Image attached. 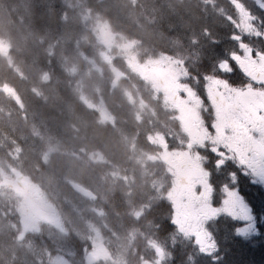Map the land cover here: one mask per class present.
Wrapping results in <instances>:
<instances>
[{"label": "trees", "instance_id": "1", "mask_svg": "<svg viewBox=\"0 0 264 264\" xmlns=\"http://www.w3.org/2000/svg\"><path fill=\"white\" fill-rule=\"evenodd\" d=\"M211 1L0 0V41L7 48L5 55L0 51V155L21 163L24 173L41 166L57 192H70L77 201L70 180L93 190L106 184L109 214H117L124 203L110 185L113 168L137 166L133 170L140 180V160L153 147L158 150L149 146L148 135L173 132L176 125L122 53L113 49L116 58L106 60L101 25L125 40H138L140 59L160 53L181 56L200 74L224 59L232 43L233 5ZM116 69L125 74L118 83ZM83 96L95 105L102 97L115 121L102 122L99 110ZM98 152L107 161L91 157ZM152 165L157 171L151 172V187L142 186L141 194L149 198L143 202L150 205L151 238L159 242L174 230L173 208L164 192L169 176ZM230 228L233 232L222 234L220 262L190 256L174 245L170 249L177 258L170 264H264L263 237L239 236L233 224Z\"/></svg>", "mask_w": 264, "mask_h": 264}, {"label": "snow or ice", "instance_id": "2", "mask_svg": "<svg viewBox=\"0 0 264 264\" xmlns=\"http://www.w3.org/2000/svg\"><path fill=\"white\" fill-rule=\"evenodd\" d=\"M232 56L239 62L237 67L244 77L242 84L209 75L205 77L203 95L188 89L191 136L189 147L195 144L206 148L216 157L217 169L231 160L237 167L244 169V174L255 177L253 183L264 184V54H260L259 60L253 61H249L248 56L241 58L236 53ZM220 70L230 75L235 71L226 61L221 62ZM201 159L197 151L193 160L196 162L198 179L193 183H199L205 189L198 197L202 214L193 217L190 213H185V216L188 222L187 231L195 233L197 243L202 246V250H205L203 246L206 244L210 254V251L218 250V246L201 230V220L208 215L230 214L246 222V227L236 229L237 235L245 236L249 229L254 228V217L250 207L239 195L238 186L234 190H230L227 184L223 186L226 199L222 209L209 203L212 191L210 173L200 165ZM230 175L233 177L232 184L236 185V173L232 172ZM249 221L253 223H247ZM176 222L181 223L182 227L185 223L181 220Z\"/></svg>", "mask_w": 264, "mask_h": 264}, {"label": "rangeland", "instance_id": "3", "mask_svg": "<svg viewBox=\"0 0 264 264\" xmlns=\"http://www.w3.org/2000/svg\"><path fill=\"white\" fill-rule=\"evenodd\" d=\"M236 5L240 9V13H243L241 17V23L240 27L243 30H249L251 29V19L249 17L248 12L238 3ZM262 5L264 6V3L262 2ZM102 30V40L103 43L108 47L111 48L114 45H117L119 50H122L125 52V57L127 60L128 65L130 66L131 70L139 75V77L149 83L152 84L154 88V95L158 98L161 97V94L163 96V103L170 109H174L176 111V115L178 118L182 121L183 127L190 136V115L188 111L189 107V97H188V89H191L192 91L196 92L194 90V85H198L204 88V85L206 83L205 77H200L196 74H194L192 71L188 70V68L185 66L183 61L180 58H175L169 55L162 54L156 58H148L147 60H139L137 56L132 52L133 49L135 48L136 43L135 42H130V41H123L121 44L118 43L117 36L113 34L110 29L106 25L101 26ZM242 30V31H243ZM238 42L241 43V51L242 53L238 54L241 58L248 56L249 61L259 60L260 55H254L252 49L242 41V37H238ZM249 52L251 55L249 56ZM233 57V56H232ZM106 59L111 60L112 55L109 53H106ZM119 77H122V75H118ZM209 76V75H207ZM185 79H192L194 80L195 84L190 87L187 85L184 80ZM84 100H87L85 96L82 97ZM87 104L89 107L94 108L96 107L102 116L103 121H113L112 115H110L104 106L103 100H100V102L95 105L92 102L87 101ZM153 137H161L159 136H150V140L154 141ZM191 137V136H190ZM165 138L163 137V144L165 143ZM194 154H192L189 150H186L184 152H166L163 151V161L165 160L167 163V169L170 171V173L173 175V177L177 176L178 174L182 175V172L184 171V165L186 163L190 162L193 160ZM149 160H159L161 157L159 154L157 156L149 154L147 156ZM101 160V159H100ZM194 161V160H193ZM200 165L203 167L201 162H199ZM194 164L196 162L194 161ZM0 177H2L3 174V179L0 181V186L4 184H15L16 186H19V184H22L20 182V179L17 182H14L13 180L8 181L10 179L9 176L16 171V169L11 168V164L7 163H1L0 162ZM10 169L11 171H8ZM46 173V172H45ZM18 175V172L16 176ZM23 176H27L30 180L33 181V185L31 184L28 187V190L24 188V191L21 189L19 190L18 188H13L10 187V189L15 193H7V197L5 198V202L7 203H13L20 212H22L25 216L26 219H29L31 215H37L39 218L41 215L44 218H49L52 217L54 218L57 216V219L59 216H61L59 213V210L57 209V206L55 204L54 199L52 198V195L56 194L55 189L48 183V181L45 179V176L43 174L39 175V183H36L31 175L29 174H24L22 172ZM180 178H182V176ZM14 176V175H13ZM18 178V177H17ZM15 179V178H14ZM197 180V178L192 179L191 181L183 188V191H187V186L190 185L192 186L193 189L198 191L196 193V196L199 197L200 194L204 192V187L203 185L199 183H193V181ZM175 182V179H174ZM180 182V180H179ZM179 182L175 183V186L172 185L170 190L168 191V196L172 198V200L178 201L180 205H185L186 198H184V194L181 192V185ZM19 183V184H18ZM232 190V189H230ZM21 192V193H20ZM190 192V190H189ZM9 200V201H8ZM4 202V200H3ZM199 203L198 198L195 202V204ZM196 206V205H195ZM196 212L200 213V207L197 204L196 207ZM97 215H100L99 211L97 212ZM192 216H196V214L192 213ZM232 219L234 220H239L236 219L231 215ZM183 218H180L182 220ZM214 220V217L212 215H208L207 218L203 219L200 221V228L204 232L208 233L209 237L208 239L214 240L211 232L208 230V223L212 222ZM184 221V220H183ZM243 221V220H241ZM61 224H63V219L59 220ZM245 226H247L246 222ZM254 222L259 223L262 225L264 229V216H259V218L256 220L254 219ZM247 223H253L252 221H249ZM52 227L56 229L55 231V236L59 238V243L60 245L57 247V252L52 257L55 261L56 264H59V261L63 257H68L72 255L73 253L68 249V243L64 246L63 243H66V238L63 235V232L60 228V226H56L55 221H52V224H49ZM188 228V222L184 223V226H181V223L178 224V232L177 236L174 237L175 240L179 238L180 240H187L188 242H192L194 244V239L196 238L195 233L187 231ZM85 229L87 231L86 234H82L83 237L87 238V242L90 243V251L87 253L86 257L87 258H82L80 257L75 264H96L97 261L100 259H103L106 261L108 264H126L124 257H125V252L121 254L116 253H110L112 252L111 249H109V242L103 237V233L101 232V227L97 226L94 222H89L88 224L85 225ZM251 229H249V235H250ZM81 236L80 234H77ZM194 237V239H193ZM42 241L44 242V246L42 247V253L47 256L49 253V248H46V245L48 244L46 242V239H52L56 241L55 239L52 238V234L50 233L47 238L44 237V235H41ZM38 238L35 239L37 241ZM215 241V240H214ZM216 244V243H215ZM205 250H202V247L198 246V251L197 254L205 253L208 254V247L204 246ZM111 250V251H110ZM217 250H212L210 251L209 255H214ZM165 255L164 251V246L163 250L161 248V245H157L155 243V248L153 249V257H155L154 261H148L145 264H154L157 262H162L163 256ZM103 257V258H102Z\"/></svg>", "mask_w": 264, "mask_h": 264}, {"label": "flooded vegetation", "instance_id": "4", "mask_svg": "<svg viewBox=\"0 0 264 264\" xmlns=\"http://www.w3.org/2000/svg\"><path fill=\"white\" fill-rule=\"evenodd\" d=\"M227 166L229 169H231L232 172H235L237 176L244 177V169L241 167H237V164L233 161H229L227 163ZM249 176H251L249 174ZM237 179V178H236ZM13 188H20L16 185L10 184V187ZM243 184L240 185V192L239 195L241 196L244 193V190L242 188ZM9 193L15 194L11 189L8 190ZM224 201V200H223ZM195 202L194 195L190 196L189 203L179 206L180 210H182L183 215L185 213H191V211H194L193 203ZM14 215L10 214L9 219H13ZM3 215H0V264H28V260L24 259L25 254L23 249L20 247L21 237H25L24 230L27 232H30L29 236L36 237V234H31V231L36 230L37 233L40 230V222L38 221V217H35L34 215H31L29 219H26L25 217L20 218V229L18 227H15L18 223L17 217L15 216L14 221L12 223V227H1V224L3 223H11V221H3ZM27 225L26 227H24ZM29 225H36V228H31ZM45 225V224H44ZM20 230V231H19ZM47 229L44 228L43 231L45 232ZM19 235L21 237H19ZM37 241H35L36 243Z\"/></svg>", "mask_w": 264, "mask_h": 264}, {"label": "water", "instance_id": "5", "mask_svg": "<svg viewBox=\"0 0 264 264\" xmlns=\"http://www.w3.org/2000/svg\"><path fill=\"white\" fill-rule=\"evenodd\" d=\"M0 49H2V46L0 45ZM72 187L77 191L79 192L80 194L82 195H85V196H91L92 195V192L88 189H85L83 188L82 186L76 184V183H72Z\"/></svg>", "mask_w": 264, "mask_h": 264}]
</instances>
